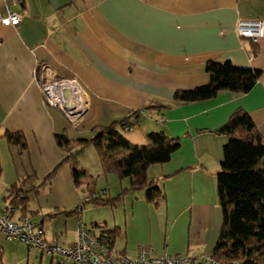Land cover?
<instances>
[{"label": "crops", "instance_id": "obj_1", "mask_svg": "<svg viewBox=\"0 0 264 264\" xmlns=\"http://www.w3.org/2000/svg\"><path fill=\"white\" fill-rule=\"evenodd\" d=\"M13 9L23 14L22 23L0 25V215L10 188L34 177L38 188L28 193L25 214L17 209L12 218L29 216L51 243L70 246L85 224L96 235L117 231L115 254L133 259L147 247L153 257L188 255L210 264L223 227L217 175L227 137L218 130L243 109L264 138V37L253 45L237 34L239 20H264V0H21ZM223 61L262 70V77L246 94L174 100L178 91L209 84L207 64ZM42 64L79 80L88 110L78 123L46 105L37 80ZM130 117L132 126L121 134L134 145L147 144L157 131L181 139L168 163L148 170L163 195L150 202L146 190L125 192L115 205L88 204L81 214L65 215L89 200L90 191L95 198H117L130 180L105 175L89 146L39 187L68 157L56 136L76 147L97 129ZM7 132L22 133L27 150L3 138ZM74 167L83 173L80 189ZM258 167L264 169V158ZM0 248L4 264H44L47 256L4 235ZM50 260L45 264H56Z\"/></svg>", "mask_w": 264, "mask_h": 264}, {"label": "trees", "instance_id": "obj_2", "mask_svg": "<svg viewBox=\"0 0 264 264\" xmlns=\"http://www.w3.org/2000/svg\"><path fill=\"white\" fill-rule=\"evenodd\" d=\"M253 45L255 42L251 41ZM210 75L207 85L191 90L178 91L175 101L190 104L211 100L221 92L246 94L250 92L262 77V70L238 66L231 61L210 62L206 66ZM138 113H135L134 117ZM131 118L97 129L96 135L89 140L70 147L67 136L57 135L60 148L67 150L68 157L51 173L44 186L52 181L59 169L74 156L92 146L100 156L103 173L129 179L130 187L113 199L93 197L83 200L73 211L64 212L67 216L81 214L88 204L95 206L115 205L125 192L146 190L150 202L163 195L161 188L148 179V170L152 166L168 163L181 147V139L170 137L165 131L152 132L147 136L148 143L134 145L122 134L121 130L132 126ZM227 137L224 145L221 170L217 175V190L223 213V227L220 238L211 255L216 264H264V169L259 163L264 158V138L248 112L238 109L229 121L218 130ZM10 144L27 150V143L22 133L15 135L7 132L4 137ZM122 151L129 154L118 158ZM0 161V179L2 177ZM83 173L73 168L74 183L77 188L84 184ZM34 177L14 184L6 197L9 205L20 209L25 214L28 205V193L36 190ZM31 190H27L29 186ZM27 216V215H26ZM51 216V215H50ZM117 231L101 230V237L112 239L113 245ZM0 264L3 262V250L0 248Z\"/></svg>", "mask_w": 264, "mask_h": 264}, {"label": "built area", "instance_id": "obj_3", "mask_svg": "<svg viewBox=\"0 0 264 264\" xmlns=\"http://www.w3.org/2000/svg\"><path fill=\"white\" fill-rule=\"evenodd\" d=\"M5 4L6 14L1 11L0 25L18 27L23 21V14L15 11L13 6H19L21 0H0ZM238 37L258 42L264 37V20H239L237 23ZM40 89L48 107L58 109L73 124L78 123L87 113L88 103L85 91L79 80L63 78L49 65H40L37 76ZM17 208L9 205L6 212L0 215V235L8 241H18L31 249H40L56 264H196L195 259L188 255L153 257L147 247L138 251L135 258L115 254L109 237L96 235L85 224H81L77 239L70 246L51 243L43 236L38 225L29 216L23 215L18 221L13 220ZM210 264H216L212 258Z\"/></svg>", "mask_w": 264, "mask_h": 264}, {"label": "rangeland", "instance_id": "obj_4", "mask_svg": "<svg viewBox=\"0 0 264 264\" xmlns=\"http://www.w3.org/2000/svg\"><path fill=\"white\" fill-rule=\"evenodd\" d=\"M50 108V107H49ZM54 109V108H53ZM18 147V146H17ZM21 150V149H20ZM78 165V162L76 163ZM97 178V177H96ZM99 179V178H98ZM97 179V180H98ZM101 184H99V186H101L103 184V182H105V180H100L99 181ZM101 188V187H100ZM120 201H118L117 203H119ZM4 203V202H3ZM2 213V211H0V214ZM51 259V258H50ZM49 259V257L45 256L44 259H43V263H48V262H51V260Z\"/></svg>", "mask_w": 264, "mask_h": 264}]
</instances>
